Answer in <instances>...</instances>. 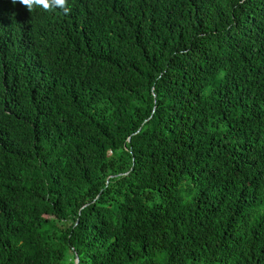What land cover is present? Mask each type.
Returning <instances> with one entry per match:
<instances>
[{"label": "trees", "instance_id": "16d2710c", "mask_svg": "<svg viewBox=\"0 0 264 264\" xmlns=\"http://www.w3.org/2000/svg\"><path fill=\"white\" fill-rule=\"evenodd\" d=\"M64 7L0 1V264H264V0Z\"/></svg>", "mask_w": 264, "mask_h": 264}, {"label": "clouds", "instance_id": "9594fccd", "mask_svg": "<svg viewBox=\"0 0 264 264\" xmlns=\"http://www.w3.org/2000/svg\"><path fill=\"white\" fill-rule=\"evenodd\" d=\"M17 2L24 6L28 11H32L35 6H42L47 10L51 9V0H12V3L14 4ZM56 3L63 8L65 13L70 11V9L64 7L66 5V0H56Z\"/></svg>", "mask_w": 264, "mask_h": 264}, {"label": "rangeland", "instance_id": "374dc122", "mask_svg": "<svg viewBox=\"0 0 264 264\" xmlns=\"http://www.w3.org/2000/svg\"><path fill=\"white\" fill-rule=\"evenodd\" d=\"M199 244L198 240H195L191 237L178 239L173 243L172 246V255L175 257H180L188 251L196 248ZM76 262V260H74Z\"/></svg>", "mask_w": 264, "mask_h": 264}, {"label": "water", "instance_id": "95a60500", "mask_svg": "<svg viewBox=\"0 0 264 264\" xmlns=\"http://www.w3.org/2000/svg\"><path fill=\"white\" fill-rule=\"evenodd\" d=\"M79 263V258H78V256H77V259H76V264H78Z\"/></svg>", "mask_w": 264, "mask_h": 264}]
</instances>
